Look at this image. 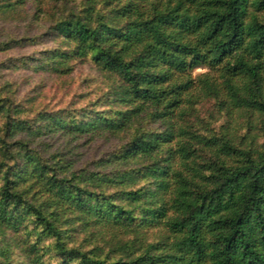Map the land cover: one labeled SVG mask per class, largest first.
Wrapping results in <instances>:
<instances>
[{"label":"trees","instance_id":"obj_1","mask_svg":"<svg viewBox=\"0 0 264 264\" xmlns=\"http://www.w3.org/2000/svg\"><path fill=\"white\" fill-rule=\"evenodd\" d=\"M46 36L62 45L36 69L88 61L109 84L93 108L32 118L0 84V264L16 251L29 264H264V0H84ZM207 101L229 117L219 133L194 125ZM108 135L124 141L84 168L43 152L50 137ZM78 231L109 249L72 245Z\"/></svg>","mask_w":264,"mask_h":264},{"label":"rangeland","instance_id":"obj_2","mask_svg":"<svg viewBox=\"0 0 264 264\" xmlns=\"http://www.w3.org/2000/svg\"><path fill=\"white\" fill-rule=\"evenodd\" d=\"M23 2V3H20ZM84 0H0V84L7 88L2 93L14 98L15 104L26 112V118H32L34 112L41 110H77L93 108L91 105L105 92L107 79L90 62H75L71 75H59L36 69L38 65L34 59H42L44 52L61 47V41H54L46 36L49 28L60 17L82 10ZM209 72L205 67L193 71L194 77ZM11 92V93H10ZM200 123L194 125L205 133L209 128L216 133L221 132L228 120L224 113H218L214 101L203 102L198 106ZM101 109V107L99 108ZM244 118H240L243 122ZM240 136H249L248 129L239 131ZM264 141V137L259 139ZM47 148L44 155L53 152H69L74 160H78L76 168H84L92 161L100 159L113 152L123 143L121 137L104 136L95 141L78 139L73 141L69 137H50L44 140ZM34 148H37L34 145ZM41 148V147H40ZM42 149V148H41ZM90 233L78 231L73 233L74 246H82L89 250L95 245H101L106 250L104 241L90 239ZM105 242L112 243L113 235L106 232ZM148 242L158 240L160 229L148 231ZM119 239L126 241L129 236L120 235ZM52 240H47L49 244ZM107 252V251H106ZM16 261L19 264H29L20 251H16ZM45 264H56L52 255H47Z\"/></svg>","mask_w":264,"mask_h":264}]
</instances>
